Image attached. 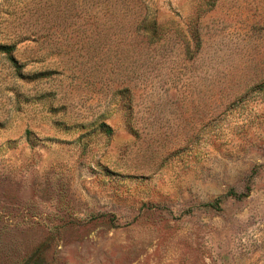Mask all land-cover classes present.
<instances>
[{
  "label": "rangeland",
  "instance_id": "obj_1",
  "mask_svg": "<svg viewBox=\"0 0 264 264\" xmlns=\"http://www.w3.org/2000/svg\"><path fill=\"white\" fill-rule=\"evenodd\" d=\"M42 244L264 264V0H0V264Z\"/></svg>",
  "mask_w": 264,
  "mask_h": 264
},
{
  "label": "trees",
  "instance_id": "obj_2",
  "mask_svg": "<svg viewBox=\"0 0 264 264\" xmlns=\"http://www.w3.org/2000/svg\"><path fill=\"white\" fill-rule=\"evenodd\" d=\"M3 49L6 51V52H10L12 47H9V46H4ZM10 59L13 60V58L10 56ZM105 125V124H103ZM43 248H44V245H40L38 246V248H36V250L31 254L29 255L28 257H26L22 262L21 264H40L39 262V256L41 254V252L43 251Z\"/></svg>",
  "mask_w": 264,
  "mask_h": 264
}]
</instances>
